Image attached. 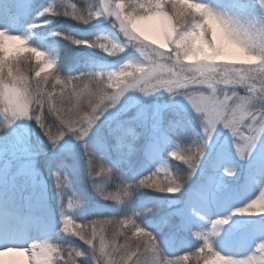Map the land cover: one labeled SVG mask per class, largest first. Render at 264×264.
<instances>
[{
    "label": "clouds",
    "instance_id": "9594fccd",
    "mask_svg": "<svg viewBox=\"0 0 264 264\" xmlns=\"http://www.w3.org/2000/svg\"><path fill=\"white\" fill-rule=\"evenodd\" d=\"M0 141V264H264V0H0Z\"/></svg>",
    "mask_w": 264,
    "mask_h": 264
},
{
    "label": "rangeland",
    "instance_id": "374dc122",
    "mask_svg": "<svg viewBox=\"0 0 264 264\" xmlns=\"http://www.w3.org/2000/svg\"><path fill=\"white\" fill-rule=\"evenodd\" d=\"M144 140L138 147L143 151ZM6 142L0 141V148H4ZM43 162H41V165ZM45 179L47 176L45 174ZM30 167L24 159H11L7 153L0 155V219L8 223L26 224L27 208L24 205L25 197L31 192ZM50 184V182H49ZM34 203V201L32 202Z\"/></svg>",
    "mask_w": 264,
    "mask_h": 264
},
{
    "label": "bare ground",
    "instance_id": "6f19581e",
    "mask_svg": "<svg viewBox=\"0 0 264 264\" xmlns=\"http://www.w3.org/2000/svg\"><path fill=\"white\" fill-rule=\"evenodd\" d=\"M10 226L23 227V225L21 224H18V223L12 224V223H8L7 221L0 219V228H8Z\"/></svg>",
    "mask_w": 264,
    "mask_h": 264
},
{
    "label": "trees",
    "instance_id": "16d2710c",
    "mask_svg": "<svg viewBox=\"0 0 264 264\" xmlns=\"http://www.w3.org/2000/svg\"><path fill=\"white\" fill-rule=\"evenodd\" d=\"M41 168L43 169V164L41 165ZM83 178H82V176H81V180H82Z\"/></svg>",
    "mask_w": 264,
    "mask_h": 264
}]
</instances>
